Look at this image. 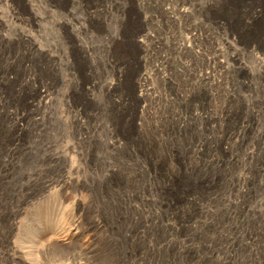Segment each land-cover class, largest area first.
Wrapping results in <instances>:
<instances>
[{"label": "rangeland", "instance_id": "374dc122", "mask_svg": "<svg viewBox=\"0 0 264 264\" xmlns=\"http://www.w3.org/2000/svg\"><path fill=\"white\" fill-rule=\"evenodd\" d=\"M0 264H264V0H0Z\"/></svg>", "mask_w": 264, "mask_h": 264}, {"label": "bare ground", "instance_id": "6f19581e", "mask_svg": "<svg viewBox=\"0 0 264 264\" xmlns=\"http://www.w3.org/2000/svg\"><path fill=\"white\" fill-rule=\"evenodd\" d=\"M125 127H126V125H125ZM179 165L181 166V163ZM191 168H189V169L191 170ZM190 174H192V172H190ZM199 179H200V177H199ZM201 180H202V178H201ZM196 181H198V179ZM202 182H203V180H202ZM203 184H204V182H203ZM51 194H49V195H51ZM56 196L58 197V195H56ZM56 196L54 194V196L51 195V196L46 197L45 199H42L41 201H39L38 204L32 208L30 216L25 218L24 221L20 224L17 242L19 244L18 247L22 251L21 253H23L22 255H24V258H26V259L33 257L32 256L33 249L34 248L39 249V246H41V244L39 246H37L39 243H42L44 241L46 242V240H47L46 238L49 236H52V233H51V235L48 236V234L51 231L55 230V232L53 231V233H56L59 230L60 232H57V233L60 234V233H62L61 230L64 229V227L62 228V226L65 224L66 220H64V216L62 214H60V213H64V211L60 210V207L64 206V204L63 205L61 204L62 205L61 206L59 204V202L57 201ZM62 197L63 196L61 195V199H62ZM59 201H60V199H59ZM62 203H63V201H62ZM61 209L63 210V209H65V207H63ZM67 221H68V219H67ZM67 224H68V222H67ZM59 228L60 229L62 228V229L60 230ZM66 228L69 229L70 225L68 227L66 226ZM64 230H66V229H64ZM49 240H50V237H49ZM57 241H58V237H57ZM50 243H51V241H50ZM47 244L50 245L49 243H47ZM42 245H43V243H42ZM55 246H56L55 248L57 249V245H55ZM36 247H38V248H36ZM52 247H53V245L51 246V249H52ZM58 247H59V244H58ZM41 248L43 249V247H40V249ZM36 252L39 253L38 250Z\"/></svg>", "mask_w": 264, "mask_h": 264}]
</instances>
